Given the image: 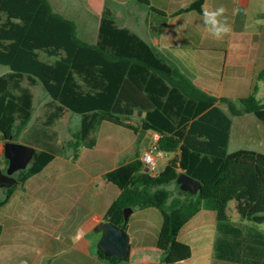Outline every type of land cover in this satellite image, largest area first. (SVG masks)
Returning a JSON list of instances; mask_svg holds the SVG:
<instances>
[{
    "label": "trees",
    "instance_id": "obj_1",
    "mask_svg": "<svg viewBox=\"0 0 264 264\" xmlns=\"http://www.w3.org/2000/svg\"><path fill=\"white\" fill-rule=\"evenodd\" d=\"M136 1L166 16L149 0ZM202 3L196 0L177 12L201 10ZM150 27L158 34L164 22ZM0 64L10 69L0 75V138L36 146L29 164L14 173L17 184L3 188L0 206L56 154L70 150L75 155L80 146H94L100 123L108 121L135 132L157 131V146L175 155L156 172L145 170L140 158L105 172V179L119 189L105 220L124 227L125 207H154L162 221L153 247H130L124 258L105 256L96 248L100 258L117 264L135 253L157 252L168 264L185 260L191 247L178 238L182 226L201 208L213 210L219 225L228 222L232 200L242 220L264 221V152L228 151L233 116L251 113L264 123V101L255 91L236 100L207 93L137 33L119 26L107 6L99 17L97 41L89 43L78 36L76 23L54 11L49 0H0ZM263 75L264 69L258 78ZM36 83L50 96L46 125L63 120L69 111L81 115L79 132L60 149L21 140L33 117L30 85ZM135 109L146 112L138 128L127 121ZM4 160L7 167L8 159ZM181 171L201 185L195 193L185 191V197L171 196L166 185Z\"/></svg>",
    "mask_w": 264,
    "mask_h": 264
},
{
    "label": "crops",
    "instance_id": "obj_2",
    "mask_svg": "<svg viewBox=\"0 0 264 264\" xmlns=\"http://www.w3.org/2000/svg\"><path fill=\"white\" fill-rule=\"evenodd\" d=\"M80 1L85 10L83 15L95 18L94 29L86 23L80 26L82 37L78 36L82 40L97 41L99 17L107 6L119 26L137 33L207 93L236 100L255 91L264 101V75L258 78L264 69V12L258 3L264 0H203L201 10L191 8L181 12L177 11L196 0H149L151 6L166 16H160L136 0ZM252 3L257 5L252 7ZM220 6L226 8L231 32L216 39L203 23V12ZM66 17L76 23L73 15ZM160 22H164L162 32L154 33L150 24ZM76 29L78 33L77 23ZM35 86L38 83L30 85L33 105L41 98L37 97ZM42 96L40 104L45 108L50 97L43 99L45 95ZM220 105L226 108L224 103ZM135 110L132 116L137 119H130L131 116L127 121L138 128L139 117L144 115ZM103 124L101 122L96 131L94 146H80L75 155L70 150L56 154L40 171L17 185L8 201L0 206V264H110L98 256L96 248L102 232L95 227L105 220V213L117 198L119 189L108 182L104 174L123 162L140 158L152 140V130L135 132L122 126L133 132L126 141L125 134L115 127L106 125L103 135ZM41 125L40 130L44 131L42 128L47 125L44 121ZM50 140L43 132L35 139L45 145H51ZM4 141L0 138V159L4 157ZM171 154L173 158L175 153ZM3 165L0 162L4 170L5 160ZM156 210L153 207L132 209L127 224L130 247L155 245L162 221ZM134 213L137 217L133 221H139V227L132 225ZM234 216L240 219L238 214ZM233 217L230 215L228 222L219 225L213 210L201 208L182 226L189 224L185 238L180 235L182 228L178 234L181 241L190 245L191 256L172 264H264V234L254 232V226L246 220H242L241 232L240 224L236 225ZM210 227L215 229L216 236L209 240ZM186 239L201 243L211 241L212 246L195 255L190 240ZM117 264L168 263L162 261L157 252H151L132 254L129 260Z\"/></svg>",
    "mask_w": 264,
    "mask_h": 264
},
{
    "label": "rangeland",
    "instance_id": "obj_3",
    "mask_svg": "<svg viewBox=\"0 0 264 264\" xmlns=\"http://www.w3.org/2000/svg\"><path fill=\"white\" fill-rule=\"evenodd\" d=\"M52 9L58 13H61L64 16H74V20L77 23L78 26V35L82 37V33H80V26L83 23H86L88 27L91 29H94L95 25V18L92 16V18H86L83 13L85 10L82 8V3L80 0H49ZM261 5V10L264 12V3L260 2L258 3ZM256 6L257 4L252 3V7ZM255 8V7H254ZM258 8V7H257ZM253 8H251V11ZM81 15L82 17H78ZM10 69L7 65L0 64V75L8 72ZM35 91L37 92V97L41 98L37 101V103L34 105V112L33 117L31 121L28 124L27 130L24 133L21 140L30 139L34 140L36 138L41 137V133L48 134L51 138V147L53 149H60L61 145L73 138L80 130V122H81V115L75 112L70 111L69 115L66 117L65 120H56L54 123L47 125L43 127L44 131L40 130L42 127L41 123L46 119V116L44 114L45 108L40 104V101H42V95H45L43 99H46V97H50L48 93L42 88L41 84L38 83V86L34 87ZM41 91V92H40ZM41 94V95H40ZM38 99V98H37ZM264 100V99H263ZM137 116V115H136ZM133 117V116H132ZM130 119H137L136 117L130 118ZM233 124L231 129V136H230V142L228 145V151H234L239 148H252L261 152H264V123L259 120L254 114H247L245 116H239V117H232ZM103 126L101 128V133L104 135L106 125L110 127H115L119 132H122L125 134L123 137L126 141L130 139V135L133 134L132 131L123 128L122 126H118L116 124H113L108 121H103ZM128 135V136H126ZM172 157L171 153H167L164 155L162 159L158 162V170L162 168L166 161ZM2 166H4V157L0 159ZM168 189L171 191V196H179V197H185L186 192L183 191L179 184L176 181L171 182L170 184L166 185ZM4 195V190H0V196ZM154 208V207H153ZM156 209V208H154ZM156 211H159L158 209ZM228 213L233 217L236 215L235 211V201L232 200L228 204ZM137 217L136 213L132 215V225L135 227H139L137 225L140 224L139 221L134 222ZM234 223L240 224L239 227L241 228L242 232V218H236L235 216L231 218ZM248 222V221H247ZM252 226H254V232L257 233H263L264 234V221L259 223L254 222H248ZM189 224L187 223L181 230V238H185V231L186 227ZM248 231V230H247ZM246 231V232H247ZM217 232L220 231L217 229ZM207 235L209 237V240L216 236V231L214 228L210 227L207 231ZM190 240V244L192 246V250L194 251L195 255L198 252L206 251L210 249L212 246V242L205 241V242H199L194 241L192 239H186ZM207 240V239H206Z\"/></svg>",
    "mask_w": 264,
    "mask_h": 264
},
{
    "label": "water",
    "instance_id": "obj_4",
    "mask_svg": "<svg viewBox=\"0 0 264 264\" xmlns=\"http://www.w3.org/2000/svg\"><path fill=\"white\" fill-rule=\"evenodd\" d=\"M145 115V111L135 110V112ZM36 148L33 145L25 144L13 140H5L3 143V154L8 159L7 167L3 170L0 166V187H10L17 184L14 173L24 169L31 161ZM176 182L183 191L195 193L201 183L196 178L181 171ZM132 207H125L124 218L127 219ZM101 231V236L97 242V247L103 250L105 256H114L124 258L130 250V234L127 231V225L121 226L110 220H102L96 227Z\"/></svg>",
    "mask_w": 264,
    "mask_h": 264
},
{
    "label": "clouds",
    "instance_id": "obj_5",
    "mask_svg": "<svg viewBox=\"0 0 264 264\" xmlns=\"http://www.w3.org/2000/svg\"><path fill=\"white\" fill-rule=\"evenodd\" d=\"M225 13L226 8L223 6L203 12V23L208 32L216 39H220L231 32V25L228 23Z\"/></svg>",
    "mask_w": 264,
    "mask_h": 264
},
{
    "label": "built area",
    "instance_id": "obj_6",
    "mask_svg": "<svg viewBox=\"0 0 264 264\" xmlns=\"http://www.w3.org/2000/svg\"><path fill=\"white\" fill-rule=\"evenodd\" d=\"M160 134L157 131H152V140L149 146L142 152L141 161L145 170L156 172L158 171V162L166 154L162 149L157 146V140Z\"/></svg>",
    "mask_w": 264,
    "mask_h": 264
}]
</instances>
